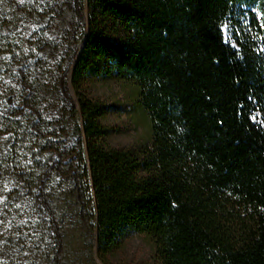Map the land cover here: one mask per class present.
<instances>
[{"label":"trees","instance_id":"1","mask_svg":"<svg viewBox=\"0 0 264 264\" xmlns=\"http://www.w3.org/2000/svg\"><path fill=\"white\" fill-rule=\"evenodd\" d=\"M262 24L264 0H0V264H75L81 241L87 264H131L135 235L163 264H264ZM122 79L151 122L139 150L106 143L90 92Z\"/></svg>","mask_w":264,"mask_h":264},{"label":"rangeland","instance_id":"2","mask_svg":"<svg viewBox=\"0 0 264 264\" xmlns=\"http://www.w3.org/2000/svg\"><path fill=\"white\" fill-rule=\"evenodd\" d=\"M81 16L85 18L86 9L79 10ZM257 17L260 14L254 10ZM225 34V28H224ZM229 43L238 48L237 40L246 36H251L256 40V33L251 28L248 19H242L238 25L228 26ZM261 47V46H260ZM262 49V48H261ZM60 79L67 81L70 79V70L65 71ZM63 100L75 101L74 93L69 85L67 93L60 87ZM93 96L101 99L107 107V112L102 118L103 124L110 129L106 137V143L111 147H127L142 149L147 146L152 139L151 122L148 113L139 101V88L133 80H109L97 81L90 87ZM57 91L52 90L46 96V102L51 107L58 108L61 100ZM66 241V240H65ZM83 241L78 247L65 249L66 258L74 261L75 264H87V251L84 249ZM115 260L129 262L131 264H163L157 257L153 240L147 235H135L126 242L122 250L115 256ZM101 264V263H99Z\"/></svg>","mask_w":264,"mask_h":264},{"label":"snow or ice","instance_id":"3","mask_svg":"<svg viewBox=\"0 0 264 264\" xmlns=\"http://www.w3.org/2000/svg\"><path fill=\"white\" fill-rule=\"evenodd\" d=\"M262 27H264V24L261 25ZM228 26L225 25V42L227 43L229 41V36H228Z\"/></svg>","mask_w":264,"mask_h":264}]
</instances>
